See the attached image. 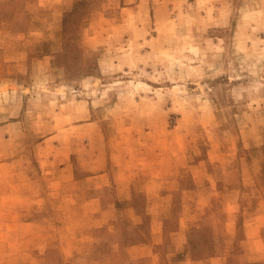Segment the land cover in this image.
<instances>
[{
  "label": "rangeland",
  "instance_id": "1",
  "mask_svg": "<svg viewBox=\"0 0 264 264\" xmlns=\"http://www.w3.org/2000/svg\"><path fill=\"white\" fill-rule=\"evenodd\" d=\"M0 264H264V0H0Z\"/></svg>",
  "mask_w": 264,
  "mask_h": 264
},
{
  "label": "crops",
  "instance_id": "2",
  "mask_svg": "<svg viewBox=\"0 0 264 264\" xmlns=\"http://www.w3.org/2000/svg\"><path fill=\"white\" fill-rule=\"evenodd\" d=\"M7 125H9V124H7ZM53 134H55V133H53ZM53 134H51L49 137H51ZM48 138V137H47Z\"/></svg>",
  "mask_w": 264,
  "mask_h": 264
}]
</instances>
